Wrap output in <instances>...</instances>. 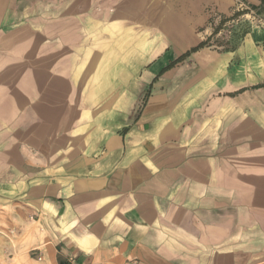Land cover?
Segmentation results:
<instances>
[{"label": "crops", "instance_id": "crops-1", "mask_svg": "<svg viewBox=\"0 0 264 264\" xmlns=\"http://www.w3.org/2000/svg\"><path fill=\"white\" fill-rule=\"evenodd\" d=\"M0 264H264L262 0H0Z\"/></svg>", "mask_w": 264, "mask_h": 264}, {"label": "rangeland", "instance_id": "rangeland-1", "mask_svg": "<svg viewBox=\"0 0 264 264\" xmlns=\"http://www.w3.org/2000/svg\"><path fill=\"white\" fill-rule=\"evenodd\" d=\"M236 9L237 10H234V12L232 14L233 16L240 17V19H247L249 22L252 19H258L254 14H252L250 12V9H248L245 4L238 3ZM225 19H227V18H225ZM226 27H229L230 29L233 28L232 26H226Z\"/></svg>", "mask_w": 264, "mask_h": 264}, {"label": "trees", "instance_id": "trees-1", "mask_svg": "<svg viewBox=\"0 0 264 264\" xmlns=\"http://www.w3.org/2000/svg\"><path fill=\"white\" fill-rule=\"evenodd\" d=\"M262 3L264 4V0H262Z\"/></svg>", "mask_w": 264, "mask_h": 264}]
</instances>
